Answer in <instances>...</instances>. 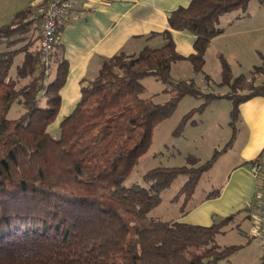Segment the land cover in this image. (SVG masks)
Returning <instances> with one entry per match:
<instances>
[{"label": "trees", "instance_id": "1", "mask_svg": "<svg viewBox=\"0 0 264 264\" xmlns=\"http://www.w3.org/2000/svg\"><path fill=\"white\" fill-rule=\"evenodd\" d=\"M248 2L190 0L169 11L161 45L104 58L96 74L80 85L72 110L59 120L60 91L69 68L63 46L57 41L46 69L40 31L31 33L41 30L35 4L0 24V42L10 47L0 50V264H210L239 249L215 241L235 214L206 226L148 214L180 176L185 180L173 199L183 194L180 214L186 213V201L212 158L201 162L189 154L188 164L150 168L141 182L130 186L123 181L150 146L153 128L174 112L182 97L201 98L199 109L216 98L230 99L233 124L240 103L264 95V81L256 84L264 67L234 76L221 53L227 93H205L192 78L170 76L172 63L182 58L201 70L208 44L223 32L220 15L247 14ZM61 28L59 24L57 36ZM172 30L194 34L191 53L177 52ZM18 55L22 60L11 75ZM52 65L56 71L49 79ZM146 75L165 85L166 101L144 96L140 79ZM16 100L22 111L8 118ZM218 194L210 190L204 198ZM259 264H264V252Z\"/></svg>", "mask_w": 264, "mask_h": 264}, {"label": "crops", "instance_id": "2", "mask_svg": "<svg viewBox=\"0 0 264 264\" xmlns=\"http://www.w3.org/2000/svg\"><path fill=\"white\" fill-rule=\"evenodd\" d=\"M40 1L43 0H28L27 6ZM189 2L190 0H75L59 23L62 28L57 36L58 44L63 46L69 65L64 86L60 91L59 112L63 108V96H67L68 104H74L79 97L80 85L96 74L104 58L119 51L136 54L145 45H161L163 37L160 32L168 26L169 11L178 6H186ZM252 2H248L247 14L231 11L232 13L225 15V21L220 24L223 32L213 37L208 44L204 65L206 54L211 48L215 54L221 53L227 57L225 53H231L235 60L244 62L247 60L244 56L245 48L253 49V43L264 42L263 17L251 11ZM4 11L0 7V14ZM36 31L33 29L31 33L37 35ZM171 34L180 55L186 56L193 51L192 32L172 30ZM18 57L20 62L22 55ZM262 81L264 75L256 84ZM236 121L238 127H233L230 139L222 148L225 153H232L234 163L221 184L211 189L219 190V194L205 199V194L210 191L208 190L197 198L192 196L187 212L174 219L206 226L223 216L235 214L233 221L227 226L243 235V240L236 245H240L239 248L247 252H254L259 264L264 248L251 234V228L260 219L264 196V95L253 96L240 103ZM56 122L57 120L52 126ZM254 159L260 165L256 175L251 170ZM230 258L231 256L222 260Z\"/></svg>", "mask_w": 264, "mask_h": 264}, {"label": "rangeland", "instance_id": "3", "mask_svg": "<svg viewBox=\"0 0 264 264\" xmlns=\"http://www.w3.org/2000/svg\"><path fill=\"white\" fill-rule=\"evenodd\" d=\"M251 11L257 16L263 17L264 23V1L252 0ZM40 1L36 3L35 7ZM28 0H0V7L5 9L0 14V23L10 20L14 11L27 6ZM232 12H226L219 17L218 24L225 21V15ZM254 21V20H253ZM37 34L39 32L36 31ZM61 32V31H60ZM264 32V31H263ZM255 34L253 33V36ZM233 38V37H232ZM252 39V37H250ZM250 39V40H251ZM249 40V42H250ZM253 43V42H252ZM253 49L245 48L244 56L247 58L244 62L234 59L231 53L225 57L231 67L234 76L239 74H248L254 68L253 64L264 67V42L261 44L253 43ZM10 48L5 43L0 42V50ZM219 53H214L212 48L206 54L205 65L201 70L195 71L192 64L187 59H178L172 63L170 76L172 79L192 77L195 84L201 91L208 93H226L230 87L222 82L221 66L218 59ZM205 55V54H204ZM263 55V56H262ZM250 57H253L250 59ZM249 58V59H248ZM19 62L16 56L12 63L10 74L14 75L15 66ZM256 62V63H255ZM56 71L55 65L51 66L49 79L54 77ZM263 74L257 75L256 81L262 78ZM259 79V80H258ZM144 84L146 91L145 97H151L155 102H164L168 94L163 91L165 85L157 80L153 75H146L140 79ZM64 104L58 114V120L69 113L74 104H68L67 96H63ZM202 99L191 95L182 97L174 112L153 128L151 144L147 150L140 156L137 164L133 167L126 179L123 181L125 186H130L134 182H141L142 175L150 168L157 166H180L188 164L187 156L189 154L198 156L201 162L211 159L210 166L204 170L198 179L197 185L192 196L197 198L204 191L217 188L228 172V169L234 163L232 153H225L222 148L230 139L233 127H238L236 118L231 124L229 111L232 102L228 98H216L208 105L199 109ZM22 111L21 104L16 100L12 103L8 113V118H16ZM65 112V113H64ZM189 112L184 125L174 133V129L181 121L182 117ZM185 177L180 176L170 187L162 191L161 200L150 211L149 215L158 216L162 219H174L180 215V206L184 203V196L174 200L179 187L183 184ZM187 205L191 200L186 201ZM243 235L230 226L226 227V232L216 236L215 241L220 246L229 244H238ZM238 249L229 260H221L210 264H258L256 254L251 250Z\"/></svg>", "mask_w": 264, "mask_h": 264}, {"label": "built area", "instance_id": "4", "mask_svg": "<svg viewBox=\"0 0 264 264\" xmlns=\"http://www.w3.org/2000/svg\"><path fill=\"white\" fill-rule=\"evenodd\" d=\"M74 1L48 0L39 3L36 7V15L41 23L39 49L46 69L49 68L51 53L57 43L58 25L68 9L73 6ZM251 170L256 175L260 170V165L253 164ZM251 234L264 248V196L261 201L260 219L257 225L251 228Z\"/></svg>", "mask_w": 264, "mask_h": 264}]
</instances>
